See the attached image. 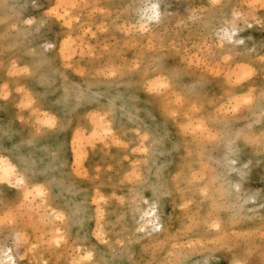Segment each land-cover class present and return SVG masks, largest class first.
I'll return each instance as SVG.
<instances>
[{"label":"rangeland","instance_id":"obj_1","mask_svg":"<svg viewBox=\"0 0 264 264\" xmlns=\"http://www.w3.org/2000/svg\"><path fill=\"white\" fill-rule=\"evenodd\" d=\"M210 3L0 0L1 155L21 151L39 182L25 180L23 197L17 173L0 176V215L5 202L23 213L18 230L39 244L28 264H73L82 250L96 264L264 262L262 111H232L264 92V0ZM153 4L159 22L147 18ZM52 10L71 26L57 16L26 23ZM237 11L244 44L222 45ZM201 124L237 141L234 162ZM64 185L79 205L64 204ZM57 234L66 243L50 249Z\"/></svg>","mask_w":264,"mask_h":264},{"label":"snow or ice","instance_id":"obj_2","mask_svg":"<svg viewBox=\"0 0 264 264\" xmlns=\"http://www.w3.org/2000/svg\"><path fill=\"white\" fill-rule=\"evenodd\" d=\"M44 7H48L47 5H44ZM57 7H61L60 5H57ZM72 8L77 7L76 4L71 5ZM210 9H216L222 7L220 0H211V3L208 5ZM249 8L252 7V5L248 6ZM147 12V18L149 20H155L156 22L160 21L161 13H160V6L159 5H151L148 9H146ZM57 16L59 19L63 21L68 26H71V21L67 18L68 13H65L63 17H60L58 13L55 12V10L49 11L46 13L45 16L41 17L40 21H34L29 19L26 23L28 25L38 26L40 23H44L48 21L49 17ZM243 13L242 12H233L232 13V21L231 27H222L220 29V32L218 35L220 36V40L222 42V45L224 42H228L230 44H244V40L240 39L236 33H237V22L242 18ZM228 22L226 21V24ZM245 23L247 24V19H245ZM51 47V45H49ZM166 85H161V87H164ZM177 103H184L183 98H179ZM259 103L260 109L262 111V118L260 121L261 128H264V92H262L257 98L255 94H250L246 97H244L242 100L238 101L235 108L232 109L233 112L238 111L242 106H246L251 108L255 104ZM200 131L204 134L203 140L207 143H220L225 146L226 150L232 155V161L234 162L236 153L238 151V144L236 140L231 139L230 137H227L225 135H222L220 132L216 131L212 127H206L203 124L200 126ZM250 132V126L249 129H246L245 132H242L241 134L237 135V140L240 138L241 135H244L245 133ZM260 143L262 146H264V134H262L259 137ZM13 172H15V169H12ZM246 174V170H242L241 177ZM135 179L139 180V177H135ZM204 178L198 176L197 174L193 175L192 181L190 183L194 188H199V184L197 181H202ZM25 183L23 178L18 179L17 185H23ZM41 192V195H45L44 190L41 188L39 190ZM202 195L207 196L208 192L207 190H202ZM4 214L0 215V240L4 243V248L6 251H3V256L0 257V264H28V252L30 250H35L37 247H39L38 243H34L28 238V235L20 230H18L17 225L20 220V216L23 214L20 211H17V209L12 206L9 202H5L4 204ZM59 218V217H58ZM215 227V225H214ZM143 230V229H141ZM14 233V235H13ZM64 243H66L64 237L62 234H57L54 238H51L49 240L45 241V244L51 249V248H60ZM106 243V242H105ZM14 246V247H13ZM23 253L24 255H21ZM73 264H96V261L93 258L92 252H87L85 254V251L80 252V259L74 260ZM234 264H249L248 261L244 259H238L234 261ZM264 264V262H262Z\"/></svg>","mask_w":264,"mask_h":264},{"label":"bare ground","instance_id":"obj_3","mask_svg":"<svg viewBox=\"0 0 264 264\" xmlns=\"http://www.w3.org/2000/svg\"><path fill=\"white\" fill-rule=\"evenodd\" d=\"M65 14V13H64ZM38 84V83H37ZM67 108V107H66ZM7 109L4 107V106H2V105H0V111H1V116H0V120L7 114L8 115V111H6ZM19 128V127H18ZM24 130H25V128H24ZM19 131V130H18ZM22 133H24V132H22ZM22 133H20V134H22ZM19 134V135H20ZM23 135V134H22ZM21 136V135H20ZM3 138L5 137L6 138V136H2ZM22 137H24V136H22ZM27 137V136H26ZM28 137H29V135H28ZM30 138V137H29ZM21 139V138H20ZM19 139V143H18V148H22L23 146H25L26 144H24V142H26V140H25V138L24 139H21L20 140ZM32 139V138H31ZM160 142H157L155 145H152V152H151V154L152 153H156V155L158 156V154H159V152H160ZM4 149H2V148H0V176H1V178L3 177V176H5L6 174H8V173H14V174H16L17 173V180H16V182L18 181V179H20V178H23L24 179V181L25 180H28V181H30L31 183H34L35 185H37L38 183L36 182H33L34 180L33 179H31V177L30 176H34V175H36V174H34V175H31V170H30V168H31V164H30V162L28 161V159L26 158V156L24 155V154H22L21 153V151H19L18 153H16V154H14V153H12V152H9V154H8V156H3V155H1V153L2 152H4L3 151ZM51 165V164H50ZM12 169H15V172H13L12 171ZM33 169V168H32ZM43 170H44V168H43ZM38 175H40L39 174V171H38V169H37V176ZM14 177V176H13ZM35 177V176H34ZM14 179V178H13ZM55 179H57V178H55ZM10 180H12L11 178H10ZM9 180V181H10ZM58 180L59 179H57V182H58ZM61 180V179H60ZM29 182V183H30ZM56 182V183H57ZM11 183V182H10ZM63 183V182H62ZM62 183H61V185H62ZM17 185V184H16ZM30 186H31V188H32V185L31 184H29ZM56 185H58V184H56ZM60 186V185H59ZM39 187H40V184H39ZM42 188H43V186H42ZM29 186H28V184L27 183H25L23 186H22V188H20L19 189V192H18V194L19 195H21V196H23V197H27L28 196V194H29ZM60 191H62V192H64V193H66L67 194V197H65V199L66 198H68L67 199V201L64 203V204H72V205H76V204H80L81 202L80 201H78V199H75L73 196H72V193L69 191V188H68V185H64V186H62L61 188H60ZM32 193H34V192H32ZM34 194H36V193H34ZM41 194V193H40ZM76 194V193H75ZM78 194V193H77ZM64 195V194H63ZM40 196V195H39ZM39 196H37L38 198H39ZM66 196V195H65ZM56 197V196H55ZM29 198H30V196H29ZM74 198V199H73ZM41 199V198H40ZM59 200V199H58ZM61 200V199H60ZM72 200V201H71ZM26 201V200H25ZM42 201V200H41ZM62 201V200H61ZM60 201V202H61ZM28 203H29V201H28ZM61 204H63V201L61 202ZM33 205V204H32ZM45 206H47V205H45ZM48 209V208H47ZM49 210V209H48ZM45 211V210H44ZM48 212V211H47ZM62 212H64V211H62ZM150 212H154V216H155V219H157V224H158V226H161V221L158 219V216H157V214L155 213V211L152 209V210H150V211H148V212H145L146 214H149ZM51 214V213H50ZM49 213H48V215H50ZM53 216V215H52ZM58 216V215H57ZM146 216V215H145ZM49 217H51V216H49ZM51 218H54V217H51ZM50 218V219H51ZM57 219V218H56ZM146 221H149V219H147ZM145 221V222H146ZM144 222V223H145ZM67 226V225H66ZM55 230H57V229H55ZM3 255V254H2Z\"/></svg>","mask_w":264,"mask_h":264}]
</instances>
